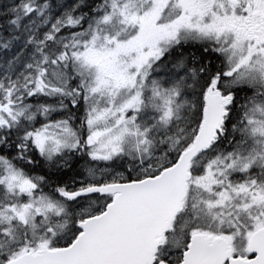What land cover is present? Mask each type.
<instances>
[{"label": "snow or ice", "instance_id": "obj_1", "mask_svg": "<svg viewBox=\"0 0 264 264\" xmlns=\"http://www.w3.org/2000/svg\"><path fill=\"white\" fill-rule=\"evenodd\" d=\"M0 264H264V0H0Z\"/></svg>", "mask_w": 264, "mask_h": 264}]
</instances>
